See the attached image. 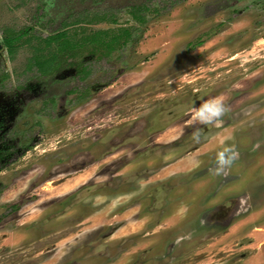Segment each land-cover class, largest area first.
I'll list each match as a JSON object with an SVG mask.
<instances>
[{
    "label": "rangeland",
    "instance_id": "1",
    "mask_svg": "<svg viewBox=\"0 0 264 264\" xmlns=\"http://www.w3.org/2000/svg\"><path fill=\"white\" fill-rule=\"evenodd\" d=\"M137 1L0 0V43L5 28L45 36L85 8L118 12L89 29L137 26L121 10ZM153 8L84 81L87 54L37 78L29 45L1 51L0 94L40 90L7 113V139L32 147L0 171V264H264V0ZM216 96L229 111L190 124ZM223 147L238 155L216 174Z\"/></svg>",
    "mask_w": 264,
    "mask_h": 264
},
{
    "label": "trees",
    "instance_id": "2",
    "mask_svg": "<svg viewBox=\"0 0 264 264\" xmlns=\"http://www.w3.org/2000/svg\"><path fill=\"white\" fill-rule=\"evenodd\" d=\"M96 3L106 0H93ZM116 9L107 10L82 9L68 12L60 21V26L47 35L31 34L23 39L27 30H14L5 28L2 31L3 44L12 58L21 45H29L32 55L28 58L25 72H31L37 78H47L59 71L68 59L76 58L80 54H87L88 59L76 65L75 78L86 80L91 73V65L99 61H108L110 56L123 50L129 43L139 40L141 32L148 21V14L153 8V0L127 2L122 11L128 13L137 26H116L107 29H89L91 24L99 22L117 23ZM28 83L25 88H29ZM33 84V83H32ZM79 89H69L68 92L78 94ZM85 88L82 91H86ZM80 91V90H79ZM80 96V94H78ZM84 95L89 94L84 92ZM32 146L18 148L6 136L0 138V171L14 158L25 155Z\"/></svg>",
    "mask_w": 264,
    "mask_h": 264
},
{
    "label": "clouds",
    "instance_id": "3",
    "mask_svg": "<svg viewBox=\"0 0 264 264\" xmlns=\"http://www.w3.org/2000/svg\"><path fill=\"white\" fill-rule=\"evenodd\" d=\"M228 111L229 108L223 96L209 98L192 109L189 123L209 125L222 118ZM194 139L199 142V135L195 134ZM237 155L234 147H223L216 155L215 173H223L226 168L234 163Z\"/></svg>",
    "mask_w": 264,
    "mask_h": 264
},
{
    "label": "flooded vegetation",
    "instance_id": "4",
    "mask_svg": "<svg viewBox=\"0 0 264 264\" xmlns=\"http://www.w3.org/2000/svg\"><path fill=\"white\" fill-rule=\"evenodd\" d=\"M4 49L7 51V48L2 42V44L0 43V55L1 51H3ZM34 86L35 84L31 83L29 85V88L24 89L25 94H21L22 97L19 95L17 100H13V98H9V96L6 97L4 94H0V138L5 136L8 131L9 125L7 120V113H9L10 109L15 108L13 104H16L18 101H20L19 97H21V99L24 101L25 97L30 96L31 94H35L37 90H40V87L38 85H36V87Z\"/></svg>",
    "mask_w": 264,
    "mask_h": 264
}]
</instances>
